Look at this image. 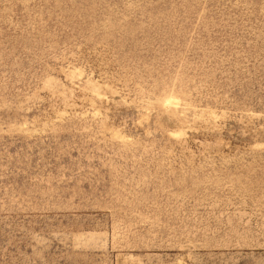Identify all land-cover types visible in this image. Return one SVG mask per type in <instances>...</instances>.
Returning <instances> with one entry per match:
<instances>
[{
  "label": "rangeland",
  "instance_id": "obj_1",
  "mask_svg": "<svg viewBox=\"0 0 264 264\" xmlns=\"http://www.w3.org/2000/svg\"><path fill=\"white\" fill-rule=\"evenodd\" d=\"M0 264H264V0H0Z\"/></svg>",
  "mask_w": 264,
  "mask_h": 264
}]
</instances>
